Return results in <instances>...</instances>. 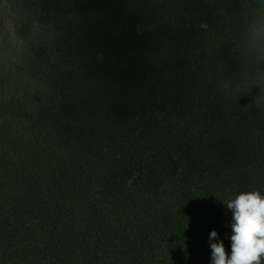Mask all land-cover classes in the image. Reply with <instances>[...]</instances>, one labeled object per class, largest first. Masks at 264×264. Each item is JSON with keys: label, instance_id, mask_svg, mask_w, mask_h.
<instances>
[{"label": "trees", "instance_id": "obj_1", "mask_svg": "<svg viewBox=\"0 0 264 264\" xmlns=\"http://www.w3.org/2000/svg\"><path fill=\"white\" fill-rule=\"evenodd\" d=\"M256 11L0 0V264H208L223 200L264 193Z\"/></svg>", "mask_w": 264, "mask_h": 264}, {"label": "clouds", "instance_id": "obj_2", "mask_svg": "<svg viewBox=\"0 0 264 264\" xmlns=\"http://www.w3.org/2000/svg\"><path fill=\"white\" fill-rule=\"evenodd\" d=\"M248 38L257 48L264 47V0H257V11L249 22ZM230 220L223 238L209 230L208 264H262L264 261V193L256 189L238 190L223 200ZM228 241L226 253L224 240Z\"/></svg>", "mask_w": 264, "mask_h": 264}]
</instances>
